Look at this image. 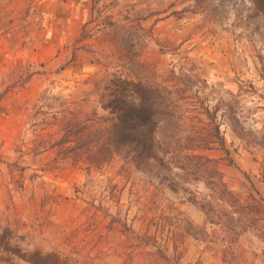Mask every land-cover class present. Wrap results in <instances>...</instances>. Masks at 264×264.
<instances>
[{
    "label": "rangeland",
    "instance_id": "374dc122",
    "mask_svg": "<svg viewBox=\"0 0 264 264\" xmlns=\"http://www.w3.org/2000/svg\"><path fill=\"white\" fill-rule=\"evenodd\" d=\"M249 6L0 0V231L13 249L54 253L59 264H264V43ZM119 78L161 92L160 138L172 155L159 176L117 157L89 168L87 146L61 145L68 124L108 126L103 96ZM197 134L209 149L180 146ZM194 155L215 159L221 177L211 164L183 169ZM239 207L253 208L242 227ZM217 213L236 229L212 222Z\"/></svg>",
    "mask_w": 264,
    "mask_h": 264
},
{
    "label": "trees",
    "instance_id": "16d2710c",
    "mask_svg": "<svg viewBox=\"0 0 264 264\" xmlns=\"http://www.w3.org/2000/svg\"><path fill=\"white\" fill-rule=\"evenodd\" d=\"M250 4L246 18L248 27L254 35L255 42L258 40L264 43V0H247ZM115 88L111 96H103V105L110 111V117L107 120L108 126L104 129L91 130V126L84 123L68 124L65 127V133L61 139V145L68 144L71 141L77 142V145L72 147L74 151L78 148L86 147L87 162L95 168H101L102 165L110 163L115 157L120 158L125 166H134L136 169L143 168L159 176L161 171L159 167L170 169L169 156L172 155L171 146L165 144L160 138V120L161 114L157 107V101L160 98V91L153 87L146 86L141 81H136L130 78H119L113 82L112 89ZM164 97H161V104L168 101V93L163 91ZM238 125V120H237ZM78 128L79 130H74ZM219 128L210 132L211 136L217 138L222 143L223 150L229 154V151L224 147V141L219 137ZM205 135V134H204ZM203 134L183 136L180 146L185 150L209 149L206 139L204 143ZM74 137V139H72ZM86 137V139H84ZM214 141H211L213 143ZM85 143H89L86 145ZM200 144V145H198ZM60 145V144H59ZM72 152L70 147H65L64 152ZM74 160V159H73ZM74 162H77L74 160ZM215 162V159L194 155L193 157L181 163V167L186 170L191 168L196 174L201 172L208 164ZM208 173L220 178L221 172L218 167L211 164L208 167ZM204 177H207L203 173ZM209 181V178H205ZM212 186V185H209ZM226 190V189H225ZM227 191V190H226ZM191 201L205 212V206L196 197H190ZM245 208V207H243ZM246 209L249 210L246 212ZM253 208L233 209V213L238 215L236 219V227L243 226L249 222L250 211ZM208 213V212H207ZM230 220L235 217L229 215ZM212 222L221 224V221L227 222V227L236 229L233 224L228 222V219L221 213L215 214ZM12 236L8 230L0 231V263H9L12 260L20 257L27 264H59V256L54 253L41 254L24 253L12 247ZM14 254V255H12Z\"/></svg>",
    "mask_w": 264,
    "mask_h": 264
}]
</instances>
